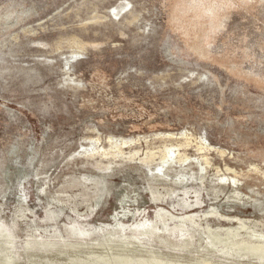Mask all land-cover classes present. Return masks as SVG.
I'll return each mask as SVG.
<instances>
[{
	"label": "rangeland",
	"instance_id": "rangeland-1",
	"mask_svg": "<svg viewBox=\"0 0 264 264\" xmlns=\"http://www.w3.org/2000/svg\"><path fill=\"white\" fill-rule=\"evenodd\" d=\"M0 264H264V0H0Z\"/></svg>",
	"mask_w": 264,
	"mask_h": 264
}]
</instances>
